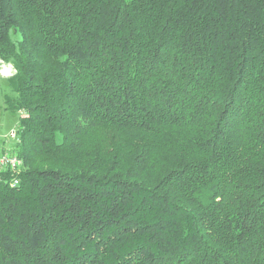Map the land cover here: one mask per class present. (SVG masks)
<instances>
[{"label":"trees","instance_id":"1","mask_svg":"<svg viewBox=\"0 0 264 264\" xmlns=\"http://www.w3.org/2000/svg\"><path fill=\"white\" fill-rule=\"evenodd\" d=\"M0 59V264H264V0H0Z\"/></svg>","mask_w":264,"mask_h":264},{"label":"rangeland","instance_id":"2","mask_svg":"<svg viewBox=\"0 0 264 264\" xmlns=\"http://www.w3.org/2000/svg\"><path fill=\"white\" fill-rule=\"evenodd\" d=\"M15 70L12 65L6 64L2 61V69L0 71V141L10 139L9 136L13 131H18L19 121L22 116L21 113H13L7 110L5 99L6 97L14 96L9 79L13 77ZM19 137H16V143L11 142L10 147L15 148L19 143ZM12 148V149H13Z\"/></svg>","mask_w":264,"mask_h":264},{"label":"built area","instance_id":"3","mask_svg":"<svg viewBox=\"0 0 264 264\" xmlns=\"http://www.w3.org/2000/svg\"><path fill=\"white\" fill-rule=\"evenodd\" d=\"M2 69V61L0 59V71ZM18 131H13L8 140L0 141V175L6 172L13 173V180L9 182L12 187H15V182L18 180L17 174L21 171L18 169V158L16 156V150L13 147L11 142L16 143V137ZM13 148V149H12ZM1 180V179H0Z\"/></svg>","mask_w":264,"mask_h":264},{"label":"bare ground","instance_id":"4","mask_svg":"<svg viewBox=\"0 0 264 264\" xmlns=\"http://www.w3.org/2000/svg\"><path fill=\"white\" fill-rule=\"evenodd\" d=\"M16 156H17V158H18V169H19V171H22V168H23V162L24 161H22V159H20L19 157H18V155L16 154ZM9 174V173H8ZM11 174V173H10ZM12 175V174H11ZM5 180H7L8 181V179H5ZM10 180H13V178H11ZM12 182V181H11ZM16 185H18V180L15 182V186Z\"/></svg>","mask_w":264,"mask_h":264}]
</instances>
